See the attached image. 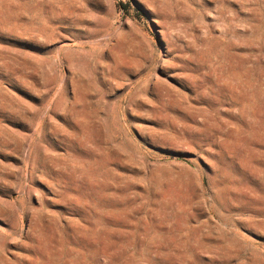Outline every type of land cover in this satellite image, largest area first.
<instances>
[{"label":"rangeland","instance_id":"obj_1","mask_svg":"<svg viewBox=\"0 0 264 264\" xmlns=\"http://www.w3.org/2000/svg\"><path fill=\"white\" fill-rule=\"evenodd\" d=\"M0 264H264V0H0Z\"/></svg>","mask_w":264,"mask_h":264}]
</instances>
